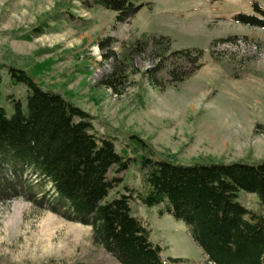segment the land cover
I'll return each mask as SVG.
<instances>
[{"label": "rangeland", "instance_id": "obj_1", "mask_svg": "<svg viewBox=\"0 0 264 264\" xmlns=\"http://www.w3.org/2000/svg\"><path fill=\"white\" fill-rule=\"evenodd\" d=\"M143 2L135 14L117 21L116 12L92 6L93 0H0V107L10 116L12 101H19L25 111L26 88L13 84L6 68L15 66L87 113L92 132L110 139L117 152L136 135L157 158L181 164L264 159V30L232 21L240 13L255 14L254 4L264 10V0ZM131 31L168 37L174 50H204L200 68L182 82L158 88L142 74L155 59L135 57L132 68L139 72L126 68L121 92L113 93L99 83L111 73ZM231 36L236 44L217 43L214 55L209 52L213 40ZM107 37L114 39L108 49L116 56L97 46ZM120 175L122 182L108 198L126 194L123 187L142 190L136 166ZM23 180L18 196L7 199L0 191V264H119L92 243L89 226L27 201V182L36 179L27 174ZM50 189L42 184L34 191ZM239 201L252 211L260 208L253 194L241 193ZM130 206L163 249V259L210 264L184 223L158 215L161 205L149 208L133 200Z\"/></svg>", "mask_w": 264, "mask_h": 264}, {"label": "trees", "instance_id": "obj_2", "mask_svg": "<svg viewBox=\"0 0 264 264\" xmlns=\"http://www.w3.org/2000/svg\"><path fill=\"white\" fill-rule=\"evenodd\" d=\"M144 4L143 0H93L92 6L112 10L116 20L123 21ZM253 8L255 14L240 13L232 21L264 30V10L256 4ZM113 42L107 37L97 46L108 49ZM226 42L236 44L237 40L233 36L213 40L209 52L214 55L215 45ZM148 54L156 64L142 74L153 87L164 88L198 70L204 50H174L168 37L131 31L120 43L111 73L99 84L120 93L126 68L138 73L132 68L133 59ZM110 56L116 55L109 50ZM6 68L11 82L26 88L27 97L25 111L19 101H12L10 116L0 107V191L4 198L18 196L23 177L33 176L36 182H27L25 199L68 221L89 226L92 243L119 264L183 261L162 258L163 249L150 240L148 229L132 214L133 200L149 208L161 205L159 216L184 223L207 263L264 264V159L181 164L157 158L136 135H129L126 148L117 152L110 139L92 132L87 113L61 94L42 89L27 71ZM130 165L141 174L142 190L123 187L126 194L108 198ZM42 184H49L50 191L35 192ZM241 193L255 195L259 210L242 205Z\"/></svg>", "mask_w": 264, "mask_h": 264}]
</instances>
